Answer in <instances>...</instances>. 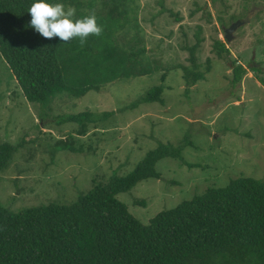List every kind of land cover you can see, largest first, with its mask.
<instances>
[{"label":"rangeland","instance_id":"1","mask_svg":"<svg viewBox=\"0 0 264 264\" xmlns=\"http://www.w3.org/2000/svg\"><path fill=\"white\" fill-rule=\"evenodd\" d=\"M159 1L132 0L146 56L158 69L115 81L101 92L91 90L79 98L57 93L46 102H28L0 56V139L22 143L0 171L1 206L17 212L71 204L95 184L131 172L160 143L180 147L183 161L160 159L155 166L159 178L141 180L115 196L143 225L209 187H224L240 176L264 179V86L257 81L264 74V0H164L167 12L162 13ZM198 5L203 11H195ZM223 9L236 20L248 18L230 41L224 35L227 26L217 19ZM197 25L204 37L197 60L209 58L212 68L203 80L186 86L176 68L189 64L185 46L194 43ZM216 38L229 47L223 59L212 50ZM232 60L247 70L234 87ZM158 85L164 105L140 99ZM83 111L112 115L85 126L60 121ZM69 135L76 151H55L57 141Z\"/></svg>","mask_w":264,"mask_h":264},{"label":"trees","instance_id":"2","mask_svg":"<svg viewBox=\"0 0 264 264\" xmlns=\"http://www.w3.org/2000/svg\"><path fill=\"white\" fill-rule=\"evenodd\" d=\"M163 1H159L160 13L167 12ZM34 2L0 0V56L28 102H46L57 93L79 98L158 69L146 56L138 6L132 0L70 1L76 5L77 18L94 11L104 29L99 37L89 36L83 47L78 38L61 43L28 27V9ZM62 2L69 5L68 0ZM196 10L203 11V6ZM226 12L217 14L222 27L237 19ZM194 40L185 46L189 64L176 68L186 86L203 80L212 68L209 58L204 63L197 60L204 41L201 25L196 27ZM212 50L219 59L230 53L226 42L218 38ZM232 63L230 84L234 87L247 70L235 60ZM164 77L162 73L161 80ZM257 81L264 86V74ZM162 91L161 85L154 86L140 99L164 105ZM111 115V111H83L62 116L60 121L85 126ZM72 142V135L58 140L55 151L75 152ZM21 146V142L0 139V171ZM167 157L183 161L182 149L160 143L131 172L95 184L71 204L49 203L17 212L0 205V264H264V179L240 176L224 187H209L158 212L146 225L116 199L141 180L159 178L156 163Z\"/></svg>","mask_w":264,"mask_h":264},{"label":"clouds","instance_id":"3","mask_svg":"<svg viewBox=\"0 0 264 264\" xmlns=\"http://www.w3.org/2000/svg\"><path fill=\"white\" fill-rule=\"evenodd\" d=\"M28 12L31 21L27 26L48 40L58 38L61 43H69L78 38L83 47L89 36L99 37L104 31L94 11L77 18L76 8L71 5L35 0Z\"/></svg>","mask_w":264,"mask_h":264},{"label":"water","instance_id":"4","mask_svg":"<svg viewBox=\"0 0 264 264\" xmlns=\"http://www.w3.org/2000/svg\"><path fill=\"white\" fill-rule=\"evenodd\" d=\"M248 21V18H245L243 20H236L232 23H230V25L228 27H226L224 29V35H225V39L226 41H230L231 36H232V32L239 27L240 25H242L243 23H246Z\"/></svg>","mask_w":264,"mask_h":264},{"label":"flooded vegetation","instance_id":"5","mask_svg":"<svg viewBox=\"0 0 264 264\" xmlns=\"http://www.w3.org/2000/svg\"><path fill=\"white\" fill-rule=\"evenodd\" d=\"M252 59H253V57H252ZM248 65L251 66V64H248ZM252 68H256V64H254Z\"/></svg>","mask_w":264,"mask_h":264}]
</instances>
